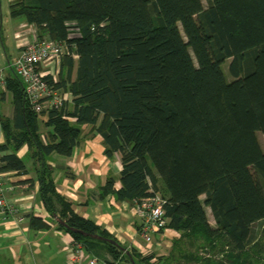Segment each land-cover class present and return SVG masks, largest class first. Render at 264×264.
<instances>
[{
  "label": "trees",
  "instance_id": "16d2710c",
  "mask_svg": "<svg viewBox=\"0 0 264 264\" xmlns=\"http://www.w3.org/2000/svg\"><path fill=\"white\" fill-rule=\"evenodd\" d=\"M10 13L77 58L64 57L56 81L46 77L71 95L59 109L36 113L22 80L6 78L14 114L0 116V171L24 173L33 160L52 217L116 244L53 221L109 263L264 264V0H19ZM84 127L102 136L109 159L121 155L122 187L110 175L101 197L134 201L152 190L166 200L167 228L180 235L169 256L127 249L57 190L49 161L71 156Z\"/></svg>",
  "mask_w": 264,
  "mask_h": 264
},
{
  "label": "crops",
  "instance_id": "0c3cea01",
  "mask_svg": "<svg viewBox=\"0 0 264 264\" xmlns=\"http://www.w3.org/2000/svg\"><path fill=\"white\" fill-rule=\"evenodd\" d=\"M15 1L19 0H4L8 15L4 17L0 14V72L6 78L15 75L12 64L23 47L38 37L37 28L33 24L23 17L17 19L11 16L10 5ZM2 11L0 0V13ZM9 38L14 40L13 50L9 48ZM43 69L54 80L58 79L59 71L50 63H45ZM0 90L5 92L4 98L0 96V116L12 118V94L7 90L6 83L0 86ZM63 94L69 95L67 92ZM43 119L44 116H40L41 139L45 142V135L51 129L45 126ZM43 128L45 135L42 133ZM3 143L5 136L0 123V144ZM104 151L102 136L90 127H84L81 142L71 156L53 154L49 161L54 168L57 190L71 203L76 214L94 221L127 249H135L142 255L169 256L174 240L180 236L178 232L167 228L163 235L154 237L156 243L148 244L140 235L141 220L134 202L119 201L112 194L101 197V188L110 175L116 179L114 188L122 187L121 155L115 153L109 159ZM27 152L28 147L25 145L17 154L24 157ZM0 175L8 200L20 208L17 218H5L0 213V264H75L71 260L74 237L58 227L53 221L55 217L44 206L39 192L37 166L33 160L27 162L24 173L5 170L0 171ZM33 216L45 221L46 227L40 224L31 226ZM86 254L91 255L87 251Z\"/></svg>",
  "mask_w": 264,
  "mask_h": 264
},
{
  "label": "built area",
  "instance_id": "2783aa9c",
  "mask_svg": "<svg viewBox=\"0 0 264 264\" xmlns=\"http://www.w3.org/2000/svg\"><path fill=\"white\" fill-rule=\"evenodd\" d=\"M70 37L80 36L79 28H70ZM77 54L72 51V45L66 41H56L48 38L40 39L35 37L20 52V55L12 64L14 73L22 80L30 105L36 113L62 107L64 102L71 100V95H65L56 89L53 84L46 79L48 72L43 69L45 63H50L56 70L65 56ZM56 81V80H55ZM6 76L0 72V86L5 85ZM6 187L0 175V213L5 218H17L20 208L9 201L6 195ZM141 199H135L134 206L138 217L141 220L140 235L146 242H152L156 235H163L167 229L168 218L166 217L164 205L166 200L159 194ZM71 260L75 264H110L96 256L87 255L84 245L74 240L71 253ZM116 264V263H112Z\"/></svg>",
  "mask_w": 264,
  "mask_h": 264
},
{
  "label": "rangeland",
  "instance_id": "374dc122",
  "mask_svg": "<svg viewBox=\"0 0 264 264\" xmlns=\"http://www.w3.org/2000/svg\"><path fill=\"white\" fill-rule=\"evenodd\" d=\"M2 1V7H3V11H2V13H0L1 15L3 14V16L5 17L6 15H8V8L6 7V5H5V3H4V0H1ZM203 2H204V4L206 5V0H203ZM18 18H22V17H17V19ZM24 19V18H23ZM9 40H10V47L9 48H11V50H13V43H14V40H13V38H9ZM229 63H230V59H228V60H226L223 64H222V67H223V69H224V72H225V75H226V77H227V80L228 81H231L232 80V77L230 76V74H229V71H228V67H229ZM247 64L249 65V60H248V62H247ZM43 134L45 133V128H43V132H42ZM45 135V134H44ZM46 136L47 135H45V138H46ZM257 137H258V140H259V143H260V145H261V147H262V149L264 150V133H262V132H258L257 133ZM252 173H253V175H254V177L255 178H257L258 179V174L257 173H255V171L252 169ZM208 213H209V217H210V221L212 222V224L214 225V221H213V219H212V215H211V212H209V210H208ZM154 241H152L151 243L149 242H146V243H148V244H154V243H156L155 242V239H153ZM158 244V243H157ZM156 245V244H155ZM159 245V244H158ZM157 245V246H158ZM160 246V245H159ZM169 253V252H168ZM106 258L108 259L109 258V260L111 261V258H110V256H106ZM104 260V259H103ZM106 261V260H105ZM109 263V262H108ZM110 264H112V263H110Z\"/></svg>",
  "mask_w": 264,
  "mask_h": 264
},
{
  "label": "water",
  "instance_id": "95a60500",
  "mask_svg": "<svg viewBox=\"0 0 264 264\" xmlns=\"http://www.w3.org/2000/svg\"><path fill=\"white\" fill-rule=\"evenodd\" d=\"M55 220H56L59 224L63 225L64 227H66V228H70V230H72V231H74V232H77V233H80V234H82V235H84V236H89V237H92V238H95V239H98V240H105V241H108V242H110V243L116 244V242H115L113 239H107V238H104V237H102V236H100V235H97V234H89V233L84 232V231H82V230H79V229H76V228L69 227L68 224H67L63 219H61L59 216H55ZM122 249H124V248H122ZM124 250H125V249H124ZM126 252L130 255V251L126 250ZM130 259H132L131 256H130Z\"/></svg>",
  "mask_w": 264,
  "mask_h": 264
}]
</instances>
